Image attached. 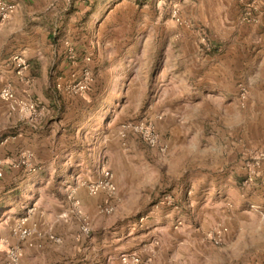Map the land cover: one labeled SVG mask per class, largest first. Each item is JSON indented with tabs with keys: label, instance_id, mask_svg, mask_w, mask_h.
I'll return each mask as SVG.
<instances>
[{
	"label": "rangeland",
	"instance_id": "374dc122",
	"mask_svg": "<svg viewBox=\"0 0 264 264\" xmlns=\"http://www.w3.org/2000/svg\"><path fill=\"white\" fill-rule=\"evenodd\" d=\"M91 1L84 2V9L89 12L94 9L90 18L94 29L89 41L94 43L98 38L101 52L96 46L94 50L91 48L86 36L81 37L86 28L81 32L75 29L81 25L86 27V23L82 24L78 19L71 21L66 37L59 41H63L66 60L72 63L73 68L62 77H69L83 68L89 69L94 79L86 94L98 89L96 93H103L102 100L105 98V103H108L107 111L99 113L98 120L104 129L113 126L107 145L110 155H113V165L122 177L120 185H127L131 180L136 184V193L128 196L144 197L141 203L130 207L128 213L144 215L153 211L155 214L161 209L156 210L154 206L166 195H172L178 205L182 202L185 206L187 198L192 195L185 186L174 192L171 186L163 185H170L168 179L172 174L169 169L178 173L182 168L176 159L169 160L172 152L169 143L184 140V129L189 128V135H193L185 144L198 141L201 132L206 138L213 131L212 124L220 123L225 125L224 142L227 147L225 174L221 179L227 190L225 197L229 199L223 207L231 218L232 234L238 236L244 231L242 234L250 240L264 237V190H255V185L264 188V0ZM32 2L37 7L36 12ZM32 2L22 6L24 13L25 6H30V14L20 16L11 25L22 27L24 35L35 29L34 43L40 46L43 44V32L37 31L40 23L37 13L43 11L38 3L42 7L43 4L40 0ZM49 4L50 10L53 6L57 8L56 3ZM47 12L50 13L49 10ZM18 36L19 33L14 35L15 41L11 44L21 40ZM214 47L222 54L221 58L211 55ZM55 65L52 70H55ZM143 120L156 127L167 145L165 153L149 148L133 133L124 132L125 137L121 138L123 126ZM107 121L109 126L105 125ZM159 123L169 129L161 133ZM201 125L204 126L203 131ZM100 149L102 155L105 151ZM21 152L13 158V163L16 164ZM15 170L26 172L21 165ZM231 172H236L240 179L238 190L229 187L228 175ZM144 178L153 182L151 186H145L147 190H139L138 181ZM189 178L185 179L186 183ZM52 180L57 188L64 185L65 179L60 177L57 180L55 176ZM67 180L72 182L65 187V194L59 195L65 199L61 214L79 220L72 206L73 195L80 201L82 213L89 223L90 232L83 235L84 238L96 231L93 226L97 221L110 223L105 231H111L115 226L114 220L122 212L120 207L126 204L119 201L118 191L113 212L100 214L98 207L104 204L103 196L92 197L86 191L87 183L95 179L89 177L76 181L73 177ZM181 183H185L182 178L179 186ZM79 190L84 193L87 209L78 196ZM30 206L25 208L23 215ZM218 223L227 228L226 233L229 232L223 221H214L211 225ZM210 229L203 236L208 242ZM249 244L253 247L250 255L245 252L239 256L234 252L235 258L228 257L225 263L232 264L238 260L240 264H264V242ZM222 246L223 242L218 248ZM183 247L182 251L188 249V246ZM206 252L209 261L196 253L190 263L218 264L219 258L231 254L230 249L218 252L208 248ZM257 252L259 263L252 260V254Z\"/></svg>",
	"mask_w": 264,
	"mask_h": 264
},
{
	"label": "crops",
	"instance_id": "0c3cea01",
	"mask_svg": "<svg viewBox=\"0 0 264 264\" xmlns=\"http://www.w3.org/2000/svg\"><path fill=\"white\" fill-rule=\"evenodd\" d=\"M8 1L13 2L16 9L10 20L0 26V89L9 84L18 98L27 97L33 100L43 112L42 117L34 124L28 121L20 122L15 114H10L6 104L0 101V159L10 163L19 152L30 151L34 155V160L40 165V169L35 173H21L8 164L5 166L4 176L0 179V237L5 238L6 242L0 241V262L6 259L8 247L19 243L11 237L9 226L16 218L23 215L28 205L35 208L31 223H34L39 231L49 232L58 237L61 242L50 241L43 234L40 237H31L30 241L33 243L31 248L25 243H19L23 249L22 264H107L112 260L117 261L119 255L123 253L141 251L145 245L154 248L156 252L154 264H191L190 259L196 253L209 261L205 256L208 248L218 252L230 249L231 254L223 259L219 258L218 261V264H226L228 257L232 260L235 258L234 252L239 256L245 252L250 255L253 247L249 242H264V237L248 239L242 234L244 231L238 236L232 234L231 218H228L227 211L223 207V203L227 205L229 199L225 197L227 190L221 179L225 174L224 155L227 147L224 142L225 125L220 123L212 124L213 131L208 130L210 133L208 132L206 138L201 132L202 136L199 135L198 141L185 144L188 142L187 138L193 135H189V128L184 129V140L176 142L172 137L175 143H169L170 150L172 149L169 160L176 159V163L182 164V168H179L178 173L169 169L172 174L168 179L171 181L170 185L166 183L163 185L171 186L174 192H177L179 187L182 190L185 186V189L192 194L187 198L186 205L183 206L180 202L178 211L162 208L155 214L151 212L144 215L129 214L130 207L135 203H141L144 197L128 196L136 193V184L131 180H128L127 185H120L122 177L119 169L113 165V155H110V147L107 145L113 126L104 129L103 123L98 120L99 113L106 112L108 106L105 98L102 100L103 93L100 91L96 93L98 89L94 88L89 94L71 95L55 89V83L60 78L67 79L68 77L62 75H67L73 68L72 63L66 60L63 41H59L62 37H66L67 27L71 25V21L78 19L82 24L86 23V27L81 25V28L75 29L81 32L86 28L85 33L80 34L81 37L86 36L91 48L94 50L96 46L97 51L101 52L98 38L94 43L89 41L90 33L94 29L91 28L90 20L94 9L89 12L88 9H84L86 6L84 4L92 1L40 0L43 4L42 7L38 3L43 11L37 13V18L40 20L37 31L43 32L41 38L43 44L40 46L34 43L35 29L24 35L22 27L15 28L11 25L20 16L30 14L32 8L25 6L24 13L22 6L24 3L30 5L29 2L33 0ZM50 2L56 3L57 8L53 6L50 10L51 4L48 5ZM32 3L36 12L37 7L34 6V2ZM48 10L50 13L47 12ZM52 18L55 20L52 21ZM16 33H19L18 37L21 40L16 41L17 44H11L15 41ZM95 35L98 36V32ZM56 36L57 40H55ZM219 52L211 55L221 58L222 54ZM16 53L22 54L30 65L26 77L17 76L10 63L11 56ZM54 65L55 70H52ZM105 125L109 126V121ZM158 129L162 133L169 128H164L159 123ZM173 129L174 127L171 126L172 131ZM203 129L204 126L201 125V130ZM202 139L204 140L201 141ZM100 147L105 151L102 155ZM185 155L186 158H182ZM102 168L109 169L113 173L119 201L126 204L120 207L122 212L114 220L115 226L111 231H105L110 223L97 221L93 226L97 232L91 233L86 239L79 230L80 221L72 217L67 218L64 213L61 214L65 199L59 195L65 194V187L72 182L67 178L74 177L77 181L90 177L97 180ZM55 176L57 180L60 177L65 179L62 187L56 188L52 180ZM188 177L190 178L186 183L185 179ZM180 178L185 182L181 183V186L178 184ZM152 182L153 180L149 181L147 178L143 181L139 179V190L151 186ZM228 183L230 189L238 190L240 179L236 172L228 175ZM151 188L153 189L154 186ZM255 190L260 191L264 188L255 185ZM83 194L82 190L78 191V196L87 209ZM100 195L103 196V202L107 203L104 193L94 197ZM115 201L116 195L112 203L114 204ZM145 215H149L148 220L140 224L139 218ZM178 221L181 224L174 229L173 226ZM214 221H223L229 228V232L223 237L222 248L215 247L203 238L204 232L213 227ZM96 226L101 229L98 230ZM240 234L243 236H239ZM183 246H188V249L182 251ZM257 255L258 252L252 254L253 261ZM256 260L259 263V260ZM232 264H240V262L236 260Z\"/></svg>",
	"mask_w": 264,
	"mask_h": 264
},
{
	"label": "built area",
	"instance_id": "2783aa9c",
	"mask_svg": "<svg viewBox=\"0 0 264 264\" xmlns=\"http://www.w3.org/2000/svg\"><path fill=\"white\" fill-rule=\"evenodd\" d=\"M15 9L16 6L13 2L0 0V26L10 20ZM71 58H73V55ZM10 63L17 76L26 77L30 65L22 54H13L10 58ZM93 79L91 71L83 68L79 72L69 75L67 79L63 80L60 78V80L55 83V89L71 95L86 94L89 87L93 83ZM0 101L5 103L10 114H15L20 121H28L30 124H34L42 117V108L27 97L18 98L9 84L4 85L0 89ZM123 129L124 131L121 133V138L125 137L124 132L133 133L149 148L157 150L160 153H165L167 151V145L163 142L153 124L143 120L138 123H131L123 126ZM15 162L16 164L13 163L12 160L10 163H5L4 160L0 159V179L4 176L6 164L9 166L11 165L14 169H17L19 165H21L27 173H35L40 169V166L35 163L33 153L30 151H22ZM86 191L87 194L92 197L97 196L100 193L105 194L108 202L99 205L98 210L100 214L108 215L113 212L114 204L112 203V200L115 198L117 188L114 182L113 173L109 169L102 168L98 179L87 183ZM72 194H75L74 191H72ZM71 199L75 214L78 216L80 221L79 230L82 235H87L90 232L89 223L82 213L81 203L77 198L73 197V195H71ZM165 206L170 207L175 211L180 210V205L177 204L176 198L172 195L164 196L162 200L154 206V208L157 210L162 209ZM34 212L35 208L30 206L27 208L24 215L16 218V220L9 226V233L11 237L15 238L19 243H25L30 248L33 247V243L30 241L31 237H40L43 234L50 241L60 243L61 241L58 237L53 236V234L49 232L43 233L39 231L37 226L34 223H31V218ZM148 218L149 215L142 216L139 218L138 222L143 224L146 220H148ZM180 224V221H178L173 228L177 229ZM226 232V227L221 224H217L209 230L207 237L212 245L219 247L223 242V237ZM0 241L6 242V239L0 237ZM19 243L8 247L6 259L1 261L0 264H22L23 249ZM145 252L147 255H143ZM155 258L156 252L154 248L145 245L142 247L141 251L134 250L123 253L119 255L117 261L112 260L107 264H154Z\"/></svg>",
	"mask_w": 264,
	"mask_h": 264
},
{
	"label": "trees",
	"instance_id": "16d2710c",
	"mask_svg": "<svg viewBox=\"0 0 264 264\" xmlns=\"http://www.w3.org/2000/svg\"><path fill=\"white\" fill-rule=\"evenodd\" d=\"M217 52V47H214L213 49H212V53H216Z\"/></svg>",
	"mask_w": 264,
	"mask_h": 264
}]
</instances>
